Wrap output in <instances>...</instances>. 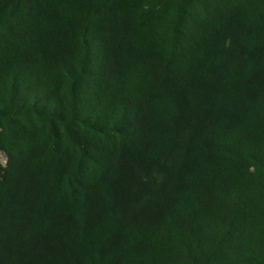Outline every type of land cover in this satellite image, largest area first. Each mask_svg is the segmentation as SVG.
Instances as JSON below:
<instances>
[{
	"label": "trees",
	"instance_id": "1",
	"mask_svg": "<svg viewBox=\"0 0 264 264\" xmlns=\"http://www.w3.org/2000/svg\"><path fill=\"white\" fill-rule=\"evenodd\" d=\"M0 264H264V0H0Z\"/></svg>",
	"mask_w": 264,
	"mask_h": 264
},
{
	"label": "rangeland",
	"instance_id": "2",
	"mask_svg": "<svg viewBox=\"0 0 264 264\" xmlns=\"http://www.w3.org/2000/svg\"><path fill=\"white\" fill-rule=\"evenodd\" d=\"M0 159L5 163L6 162V157L2 154V156L0 157Z\"/></svg>",
	"mask_w": 264,
	"mask_h": 264
},
{
	"label": "water",
	"instance_id": "3",
	"mask_svg": "<svg viewBox=\"0 0 264 264\" xmlns=\"http://www.w3.org/2000/svg\"><path fill=\"white\" fill-rule=\"evenodd\" d=\"M2 156V153L0 152V157ZM0 162L4 163L1 159H0ZM6 164V163H5Z\"/></svg>",
	"mask_w": 264,
	"mask_h": 264
},
{
	"label": "bare ground",
	"instance_id": "4",
	"mask_svg": "<svg viewBox=\"0 0 264 264\" xmlns=\"http://www.w3.org/2000/svg\"><path fill=\"white\" fill-rule=\"evenodd\" d=\"M6 163V162H5Z\"/></svg>",
	"mask_w": 264,
	"mask_h": 264
}]
</instances>
